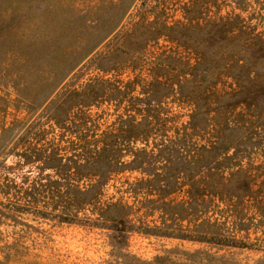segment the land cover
Here are the masks:
<instances>
[{
	"label": "rangeland",
	"instance_id": "obj_1",
	"mask_svg": "<svg viewBox=\"0 0 264 264\" xmlns=\"http://www.w3.org/2000/svg\"><path fill=\"white\" fill-rule=\"evenodd\" d=\"M222 18L232 20L233 33L253 34L264 41V0H0V264H264V217L256 209L257 199L264 202V117L262 122L252 117V124L241 123L253 132L237 144L233 162L246 168L253 187L260 191L245 209H237L242 212L240 228L244 229L234 225L237 213L231 209L190 210L179 217L174 209L145 202L157 193L135 182L156 170L160 157H150V164L147 156L141 157L140 167L129 164L112 172L98 202L74 209H66L65 199L57 193L53 200L48 181L60 174L38 159L54 150L63 156L75 153L81 162L79 154L90 152L82 147L100 146L110 131H116V139L122 141V117L135 114L140 119L145 113L143 103L133 99L145 95L144 84L155 75L172 81L183 61L194 60L192 50L165 38L169 27L203 25ZM69 45L94 50L44 106L34 108L30 102L42 97L41 83L56 68L55 58ZM166 52L171 54L164 57ZM103 54L109 55L104 59L106 68L113 70L99 69ZM257 69L262 71L260 65ZM100 79L111 82L100 85ZM222 79L219 89L228 87L229 79ZM93 81L99 95L108 100L84 106L82 96H63ZM169 92L159 106L153 105L157 112H150L157 115L152 138L124 144L119 154L122 161L132 160L134 152L130 151L134 149L155 154L160 138L183 134L193 104L178 96L176 88ZM60 103L67 111L57 124L49 109ZM230 117L243 120L239 115ZM186 131L188 145L208 143L217 133L215 129ZM190 148H186L190 150L187 155H192ZM84 176L89 183L92 176ZM67 178L74 179L76 186L86 185L80 182L83 176L68 174ZM166 199L178 201L183 195L175 192ZM113 202L130 207L123 215V239L116 245L111 239V222L101 214V208ZM225 203L227 200L220 207ZM199 219H203L202 225L196 226ZM229 235L234 238L232 244Z\"/></svg>",
	"mask_w": 264,
	"mask_h": 264
},
{
	"label": "trees",
	"instance_id": "obj_2",
	"mask_svg": "<svg viewBox=\"0 0 264 264\" xmlns=\"http://www.w3.org/2000/svg\"><path fill=\"white\" fill-rule=\"evenodd\" d=\"M232 24L231 19L222 18L208 21L203 25L178 24L169 27L168 36L165 35V38L173 39L179 46L192 50L193 62L183 61L180 58L183 61L182 65L179 70H176L175 79L172 81H166V79L155 75L147 83H142L146 86L145 91L143 89L145 95L133 99L143 103L145 113L140 119H137L135 114L122 117L119 129L122 141L116 139L118 134L113 133L116 131L105 133L100 146L82 147L90 152L89 154L86 152L79 154L78 157L83 158L81 162L75 153L63 156L54 150L38 158L42 160L44 167L53 169L57 174H60L58 179L48 181L53 200L57 193L58 197L65 199L66 209L93 205L98 202L102 188L112 172L124 170L128 168L129 164L140 167L141 157L144 159L147 156L148 164H150L148 160L150 157H155V159L160 157L161 160L157 159L160 166L156 170L152 169L148 172V177L140 178L135 182V185H145L149 188L148 191L157 193L154 199L145 198V202H157L159 209H174L173 211L176 210L179 217H183V213L190 210L195 212L198 209H214V207L216 209H231L237 213L234 225L240 228L244 220L240 215L242 212L237 209H245L248 201L255 198L260 191L259 188L253 187V178L246 168L233 162L236 161L239 151L237 144L243 143L246 139L245 136L250 138V134L253 132L250 127L241 123L252 124L255 117L258 122L264 121V41L253 34L249 36L248 33L240 31L233 33L230 31L233 28ZM191 29H207V31L193 34L189 32ZM156 38L158 37H153V39ZM105 39V36L100 38L93 46L96 47ZM70 46L66 47L65 51L55 60L53 59L56 68L52 69L44 83H41L42 97L38 99L37 96L35 101L30 102L34 108L44 106L64 79L94 50V47L83 51V47L73 48ZM194 46H197L196 50L191 48ZM169 54L171 53L166 52L164 57H168ZM106 55L103 54L99 57V69L102 71L113 70V67L106 68L104 59L109 57ZM176 56H180V54ZM259 65L262 71L257 69ZM225 77L229 79L228 87L219 89V84ZM107 81L111 82L108 79H100L97 83L102 85ZM97 85L93 81L80 91L72 89L64 92L63 96H82L85 102L84 106L98 103L99 99L108 100L105 98L106 96L99 95ZM174 88H176L178 96L193 104L183 134L179 136L177 133L174 138L168 140L160 138V142L155 145V149L157 148L155 154L152 151L147 152L143 148L134 149V151H130L134 152L133 159L129 162L122 161L119 154L122 152L121 147L124 144L141 140L149 142V138H152L150 131L157 120V115H150L151 110L157 112L153 105L159 106L160 99L168 96L170 90L174 92ZM61 105L62 103L58 105V108L49 109V116L57 124L67 111V106ZM241 106H244V109L241 110ZM231 115L243 117L242 122L235 121V118L234 121L231 120ZM252 117L254 118L252 119ZM261 118H263L262 121ZM187 129L193 133L209 132L215 129L217 133L214 139L208 143L188 145L186 142L189 134ZM108 137H111L112 140L108 141ZM187 146H192L190 148L193 150L192 155H187V152L190 151L189 148L186 149ZM117 154L118 156H116ZM68 174L78 178L83 176V180L80 182L85 181L86 185L76 186L72 181L74 179L67 178ZM84 174L92 176L89 183H87ZM175 192H181L183 199L178 201L166 199L167 195L170 196ZM226 200L228 203H225L224 207H220ZM258 200L256 209H259L261 216L264 217V202L262 199ZM101 209H103L102 216L111 222L113 244L121 243L124 234L123 215L130 207L121 202H113L106 204ZM114 212L120 213V215L114 217ZM197 222L196 226H200L203 219H199ZM214 223L215 221H210L209 224L214 225ZM186 237L188 236L181 235V238ZM227 238L232 244L233 236L229 235Z\"/></svg>",
	"mask_w": 264,
	"mask_h": 264
}]
</instances>
